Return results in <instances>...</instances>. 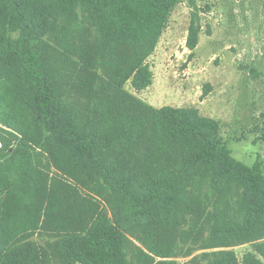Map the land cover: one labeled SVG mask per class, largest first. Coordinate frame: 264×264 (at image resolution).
<instances>
[{
  "label": "trees",
  "instance_id": "obj_1",
  "mask_svg": "<svg viewBox=\"0 0 264 264\" xmlns=\"http://www.w3.org/2000/svg\"><path fill=\"white\" fill-rule=\"evenodd\" d=\"M175 5L0 0V264H178L213 249L201 258L238 264L228 248L264 240L261 159L236 161L199 110L126 88L153 84ZM38 231L58 241L53 259Z\"/></svg>",
  "mask_w": 264,
  "mask_h": 264
},
{
  "label": "rangeland",
  "instance_id": "obj_2",
  "mask_svg": "<svg viewBox=\"0 0 264 264\" xmlns=\"http://www.w3.org/2000/svg\"><path fill=\"white\" fill-rule=\"evenodd\" d=\"M191 27L197 35L194 48L189 45ZM148 63L153 84L137 93L129 83L128 91L157 109L199 110L219 122L221 137L236 161L253 166L260 158L264 168V0H176ZM54 173L52 183L61 181ZM55 187L60 190L59 183ZM40 234L33 241L53 259L58 241ZM261 242L227 250L235 253L238 264H244L249 252L264 262L255 249ZM219 250H200L177 261L195 264L191 260L196 256L199 264H213L201 254Z\"/></svg>",
  "mask_w": 264,
  "mask_h": 264
}]
</instances>
